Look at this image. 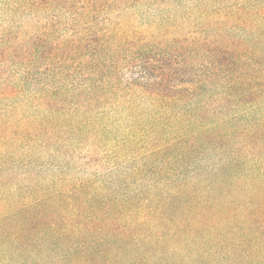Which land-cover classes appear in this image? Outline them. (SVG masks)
<instances>
[{
  "label": "trees",
  "instance_id": "obj_1",
  "mask_svg": "<svg viewBox=\"0 0 264 264\" xmlns=\"http://www.w3.org/2000/svg\"><path fill=\"white\" fill-rule=\"evenodd\" d=\"M23 1L47 77L0 86V264H264V0Z\"/></svg>",
  "mask_w": 264,
  "mask_h": 264
},
{
  "label": "rangeland",
  "instance_id": "obj_2",
  "mask_svg": "<svg viewBox=\"0 0 264 264\" xmlns=\"http://www.w3.org/2000/svg\"><path fill=\"white\" fill-rule=\"evenodd\" d=\"M219 1L158 0L151 5L153 8L139 6L127 14L135 25L158 24L176 29L186 24L195 10H209L219 5ZM46 15V12L37 10L23 0H0V86L12 87L20 93V99L29 97L38 89L40 74L43 86L46 83L45 66L38 67L37 59L29 60L26 57L28 50L24 51L26 40L29 41L28 49H32L36 26L43 24ZM23 59L26 61L20 63ZM17 98L15 96L14 100ZM8 102L12 104L14 101Z\"/></svg>",
  "mask_w": 264,
  "mask_h": 264
}]
</instances>
